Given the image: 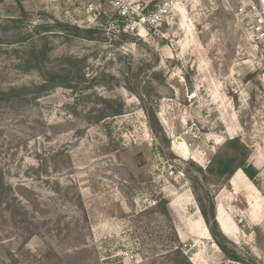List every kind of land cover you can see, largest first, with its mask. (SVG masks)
<instances>
[{"label": "rangeland", "instance_id": "374dc122", "mask_svg": "<svg viewBox=\"0 0 264 264\" xmlns=\"http://www.w3.org/2000/svg\"><path fill=\"white\" fill-rule=\"evenodd\" d=\"M120 2L171 9L130 34ZM25 87L0 101V264H172L174 228L192 264H264V0H0V90ZM244 155L252 194L218 174Z\"/></svg>", "mask_w": 264, "mask_h": 264}, {"label": "trees", "instance_id": "16d2710c", "mask_svg": "<svg viewBox=\"0 0 264 264\" xmlns=\"http://www.w3.org/2000/svg\"><path fill=\"white\" fill-rule=\"evenodd\" d=\"M56 75H52V79H47V81L40 86V88H49V87H55L57 85V81L55 80L56 77H53ZM29 92L27 91V88H20V89H11L10 91H3L0 90V101L1 102H12L16 100H20L23 97L27 96ZM121 111H118V113H115L114 115H120ZM151 119L153 121L157 122V119L155 115H151ZM230 142H238L237 139L231 140ZM221 167L218 170V174L221 177H227V183L231 181L233 176L236 174L237 171L242 170L246 176L253 182L255 186H257L255 179L258 175V170L253 165L247 164L246 155H244V160L242 163L238 166H233V161L229 159L228 157H221ZM2 186V181H0V187ZM1 190V189H0ZM0 198L2 197V190L0 193ZM199 209L201 211L202 217L208 227V230L214 239L215 243L218 245V247L222 250V252L233 261L242 262L243 259L235 252L231 251L227 247V243H229L228 238L224 235L222 230L219 227V223L216 219V205L214 201L209 202V209L207 210V207H205L202 202L199 200ZM162 205V214L165 216H169V209L167 208L168 203L161 204ZM173 234L175 236V249H172L171 254L167 257L169 259V262L172 264H192L189 260L188 256L183 252L181 244H180V238L177 234V232L173 231Z\"/></svg>", "mask_w": 264, "mask_h": 264}, {"label": "built area", "instance_id": "2783aa9c", "mask_svg": "<svg viewBox=\"0 0 264 264\" xmlns=\"http://www.w3.org/2000/svg\"><path fill=\"white\" fill-rule=\"evenodd\" d=\"M119 9L120 20L122 21L121 26L113 22L110 25L111 30L119 32L121 29L126 33L138 34L143 29H154V31L158 32V27L162 24L165 18L168 16L171 4L164 3L158 6L155 10L147 13L140 14L136 13V11L132 10L129 6H125L124 4L117 3ZM121 30V31H122ZM126 258L129 260H133L134 256L131 253H125Z\"/></svg>", "mask_w": 264, "mask_h": 264}, {"label": "crops", "instance_id": "0c3cea01", "mask_svg": "<svg viewBox=\"0 0 264 264\" xmlns=\"http://www.w3.org/2000/svg\"><path fill=\"white\" fill-rule=\"evenodd\" d=\"M231 183L234 185L233 188L237 190L238 192L246 191V193L252 194L253 192L252 188H256L253 182H251V180L246 176V174L242 170H239L236 172V174L231 179ZM256 189L258 190V188ZM257 204H260V201H258L255 205L256 206L255 208L260 209V205L257 206ZM216 219L224 235L227 238H230L235 244H238V240L240 238V235H239L240 230L237 224L235 223V221L233 220V217L225 213L222 204H219Z\"/></svg>", "mask_w": 264, "mask_h": 264}, {"label": "bare ground", "instance_id": "6f19581e", "mask_svg": "<svg viewBox=\"0 0 264 264\" xmlns=\"http://www.w3.org/2000/svg\"><path fill=\"white\" fill-rule=\"evenodd\" d=\"M206 231H207V233H209V234H210V232H209V230H208V229H207Z\"/></svg>", "mask_w": 264, "mask_h": 264}]
</instances>
